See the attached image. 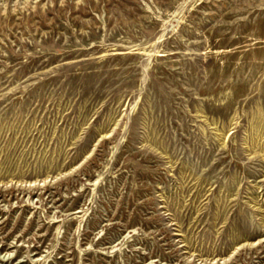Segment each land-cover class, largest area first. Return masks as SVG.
Masks as SVG:
<instances>
[{
    "label": "rangeland",
    "instance_id": "obj_1",
    "mask_svg": "<svg viewBox=\"0 0 264 264\" xmlns=\"http://www.w3.org/2000/svg\"><path fill=\"white\" fill-rule=\"evenodd\" d=\"M0 264H264V0H0Z\"/></svg>",
    "mask_w": 264,
    "mask_h": 264
},
{
    "label": "bare ground",
    "instance_id": "obj_2",
    "mask_svg": "<svg viewBox=\"0 0 264 264\" xmlns=\"http://www.w3.org/2000/svg\"><path fill=\"white\" fill-rule=\"evenodd\" d=\"M176 20V19H175Z\"/></svg>",
    "mask_w": 264,
    "mask_h": 264
}]
</instances>
